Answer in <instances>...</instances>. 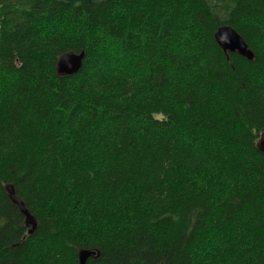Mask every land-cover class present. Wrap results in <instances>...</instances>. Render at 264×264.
<instances>
[{"label": "trees", "instance_id": "16d2710c", "mask_svg": "<svg viewBox=\"0 0 264 264\" xmlns=\"http://www.w3.org/2000/svg\"><path fill=\"white\" fill-rule=\"evenodd\" d=\"M262 133L264 0H0V264H264Z\"/></svg>", "mask_w": 264, "mask_h": 264}, {"label": "water", "instance_id": "95a60500", "mask_svg": "<svg viewBox=\"0 0 264 264\" xmlns=\"http://www.w3.org/2000/svg\"><path fill=\"white\" fill-rule=\"evenodd\" d=\"M215 38L225 53L238 52L240 55L253 60L254 52L250 49L244 38L230 25H224L218 28ZM85 52L81 53H65L57 61V72L60 75H74L79 72L83 66ZM257 148L264 152V133L260 135L257 141ZM6 190L10 199L19 207L25 216V223L31 226L29 233H32L37 227V221L30 211L26 208L24 201L17 196L11 184L6 185ZM96 252L89 249H81L79 251V264H85L88 258Z\"/></svg>", "mask_w": 264, "mask_h": 264}, {"label": "bare ground", "instance_id": "6f19581e", "mask_svg": "<svg viewBox=\"0 0 264 264\" xmlns=\"http://www.w3.org/2000/svg\"><path fill=\"white\" fill-rule=\"evenodd\" d=\"M216 39V38H215ZM217 41V40H216ZM221 47V46H220Z\"/></svg>", "mask_w": 264, "mask_h": 264}]
</instances>
